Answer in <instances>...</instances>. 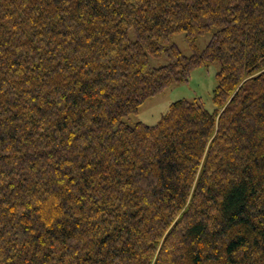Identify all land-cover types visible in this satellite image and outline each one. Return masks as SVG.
<instances>
[{"label":"trees","instance_id":"obj_1","mask_svg":"<svg viewBox=\"0 0 264 264\" xmlns=\"http://www.w3.org/2000/svg\"><path fill=\"white\" fill-rule=\"evenodd\" d=\"M0 264H264V0H0Z\"/></svg>","mask_w":264,"mask_h":264},{"label":"rangeland","instance_id":"obj_2","mask_svg":"<svg viewBox=\"0 0 264 264\" xmlns=\"http://www.w3.org/2000/svg\"><path fill=\"white\" fill-rule=\"evenodd\" d=\"M211 33L197 36L196 45L198 50H202L208 44ZM169 44H175L179 51L185 55L192 54L188 47L184 34H175L171 37ZM168 63L165 55L158 58H149V65L153 68L164 66ZM219 70L217 63H211L205 67H197L190 72L186 82L172 84L162 93L148 98L139 107L136 115H131L125 122L134 125L142 122L146 125H155L160 117L168 110L169 105L177 100L185 99L188 101L197 100L205 109L212 112L214 105L212 103V93L216 86V72Z\"/></svg>","mask_w":264,"mask_h":264}]
</instances>
